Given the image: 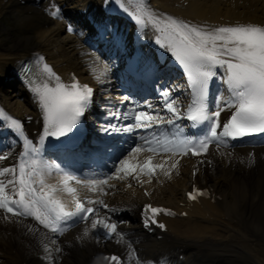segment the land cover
Returning a JSON list of instances; mask_svg holds the SVG:
<instances>
[{
    "label": "snow or ice",
    "instance_id": "snow-or-ice-1",
    "mask_svg": "<svg viewBox=\"0 0 264 264\" xmlns=\"http://www.w3.org/2000/svg\"><path fill=\"white\" fill-rule=\"evenodd\" d=\"M115 2L128 12L121 0ZM58 14V8L51 12L53 17ZM131 15L141 30L148 27L154 30L155 43L182 68L189 102L185 106L173 89L163 86H158L160 99L156 104L149 100L133 102L131 97L124 96L120 103L131 104V109L108 111L106 115L111 119L98 126V133L109 138L128 137L131 143L125 140L118 156L111 145L97 143L96 149L111 161L110 165L108 161L104 164L109 171L83 178L58 163H44L40 153L45 141L53 139L54 147L74 150L80 126L93 103L94 89L81 85L75 77L72 83H64L52 66L44 62V57L37 58L35 63L42 65L38 75L41 82L34 84L31 91L41 109L43 134L37 146L33 139L24 136L22 122L9 117L10 128L24 138L17 162L0 168V216L12 223L33 219L53 234V243L76 223H90L83 236H92L97 242L117 237H120L117 242L123 241L118 223L112 222L113 215L121 210L110 207L103 199L118 189L115 182L130 180L143 187L160 175L170 179L180 164V159L170 162L173 157H196L201 164L211 163L206 157L212 146L219 151L230 141L264 136V25L192 23L146 9L143 0ZM67 31H73L71 25ZM215 80L220 81L224 90L213 95ZM29 84L33 82L29 80ZM224 113L228 114L226 121L221 119ZM180 121H185L195 134L188 135ZM144 153L150 154L141 160ZM152 154L161 157V162L155 163ZM0 159L8 157L0 155ZM53 173L61 174L60 181L46 184L45 175ZM70 182L87 189L96 198L80 195ZM57 193L70 196V202L65 203ZM144 194L151 195L148 191ZM197 194L203 193L194 189L188 198L194 200ZM162 213L174 215L169 209L143 205L141 217L145 228L163 229L165 225L155 219ZM44 251L49 264H55L53 252L62 253L60 247L53 250L47 244ZM105 259L110 264H121V258L116 255Z\"/></svg>",
    "mask_w": 264,
    "mask_h": 264
},
{
    "label": "bare ground",
    "instance_id": "bare-ground-1",
    "mask_svg": "<svg viewBox=\"0 0 264 264\" xmlns=\"http://www.w3.org/2000/svg\"><path fill=\"white\" fill-rule=\"evenodd\" d=\"M66 1V0H60ZM12 2L16 0H9L2 7L0 5V76H4L3 70L16 66L11 63L9 59L17 57L18 59L24 55V52L34 49H41L47 53L48 59L61 72L67 71L71 68L81 74L85 79H91V70L94 68L96 72H100L102 79L106 84L98 85V91L105 90L107 92L106 100H114L116 93L123 91L118 86H115L114 80L111 77L112 71L108 65H103L96 62L84 50H80L79 38L72 37L73 35L65 34L63 32L62 23L50 19V27L38 26L34 24L33 29H27L25 25L23 28H15V26L8 25L3 16V9H12L17 15L18 8L12 7ZM149 10H156L158 14H168L171 16H179L183 20L192 23H208L211 25H229V24H246L248 22L264 23V0H150ZM68 10V9H67ZM30 15H23L24 20H28ZM17 25V24H15ZM21 29V34L19 32ZM27 30L32 34H23ZM30 78V76H28ZM24 78L16 75H10V79L4 82L0 78V95L6 107L23 117L29 127L30 132L35 131L39 122L41 109L37 103L36 95L32 91H27L24 83ZM6 86L3 88V84ZM34 85V84H33ZM32 87V86H31ZM116 88V89H115ZM99 92L97 94V102L103 103ZM178 95V92L175 93ZM119 96V95H118ZM115 98V100L118 98ZM122 98V97H121ZM227 113L222 114L221 119L227 116ZM31 117V119H28ZM0 155L8 157L7 160L0 159V168L13 165L17 162L15 156V142L4 141L0 139ZM221 148L219 149V151ZM217 149L210 152V156L214 158L215 168H221V173L217 177L209 176L210 179L218 180V189L224 191L228 195V199H232L231 211L236 210L238 201H244L245 206L240 211V215L248 214L245 218V225L243 227L237 225L226 224L219 228L218 232L213 236L214 248L218 253H221L227 258V264H264V148L257 149L250 152L247 149H239L237 153L228 150V153L223 155L216 154ZM251 156V162L248 166L246 157ZM145 154L141 155V159ZM237 157V159L235 158ZM161 162V158L158 159ZM189 159H180L178 168L173 172L171 178L161 179L155 178L150 184L146 183L143 186L150 192L152 198L159 204L170 205L179 197L182 187L188 181ZM246 169V173L239 172L234 174L236 169ZM224 173L226 175L224 176ZM228 178L232 182V190L224 187L221 179ZM61 177L57 173L45 175V183L55 185L60 181ZM142 179H147L143 177ZM118 189L114 190V194L104 196L103 199L110 207H115L122 210L124 206L130 209L129 215L132 219H136V204L139 201L145 200L140 186L133 181L115 182ZM128 183H132L129 188ZM80 195H88L95 199L96 196L88 193L87 189L75 185ZM170 193L172 195H170ZM250 194H252L250 198ZM57 195L64 199H69V196L64 193H57ZM138 210V207H137ZM237 211V210H236ZM120 212V211H119ZM237 214V212H235ZM100 214L104 215L103 212ZM227 214V212H226ZM225 216H222L224 221ZM29 224H34L32 231L27 229ZM90 228V223H80L75 226L67 228L63 234L55 238L53 243V234L40 226L31 218L23 219L22 222L12 223L0 216V253L9 255L7 246L14 244L20 252L29 259L33 264H49L47 261H41L37 256L39 254L48 255L44 251V245H48L50 249L60 247L62 253H53L55 264H84L88 257L96 252L98 243L92 236L84 237V229ZM205 227H200L196 224H189L185 230L188 236L198 238ZM129 234L128 230H118L123 234V241L120 237L116 239H103V243L108 242L117 251L128 258L130 264H141L132 258V255L142 253L147 258L154 257L155 247L152 245L150 238L143 239L140 236L138 225L131 227ZM261 231V233H259ZM137 235V239H130L131 236ZM221 239V240H218ZM129 243L131 247H129ZM233 258H230L231 255ZM193 262V261H191ZM202 264H214L218 259L203 258L200 261ZM0 264H11V259L2 260ZM191 264H195L191 263Z\"/></svg>",
    "mask_w": 264,
    "mask_h": 264
},
{
    "label": "rangeland",
    "instance_id": "rangeland-1",
    "mask_svg": "<svg viewBox=\"0 0 264 264\" xmlns=\"http://www.w3.org/2000/svg\"><path fill=\"white\" fill-rule=\"evenodd\" d=\"M7 15V14H6ZM5 17V20L7 21L6 23L8 24V25H12V24H14L13 23V21H10L6 16H4ZM17 18H18V16H17ZM17 18H15L14 17V19L17 21ZM19 20V19H18ZM19 22H20V20H19ZM33 21L32 20H29L28 22H27V24L29 23V27H31L30 26V24L32 23Z\"/></svg>",
    "mask_w": 264,
    "mask_h": 264
}]
</instances>
